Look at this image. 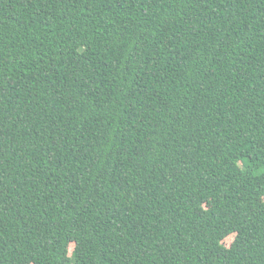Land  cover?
Here are the masks:
<instances>
[{"label":"trees","instance_id":"trees-1","mask_svg":"<svg viewBox=\"0 0 264 264\" xmlns=\"http://www.w3.org/2000/svg\"><path fill=\"white\" fill-rule=\"evenodd\" d=\"M0 264H264V0H0Z\"/></svg>","mask_w":264,"mask_h":264},{"label":"rangeland","instance_id":"rangeland-1","mask_svg":"<svg viewBox=\"0 0 264 264\" xmlns=\"http://www.w3.org/2000/svg\"><path fill=\"white\" fill-rule=\"evenodd\" d=\"M232 241V237L231 236H227L224 240L226 245H229V243ZM73 247H70V249H72Z\"/></svg>","mask_w":264,"mask_h":264}]
</instances>
